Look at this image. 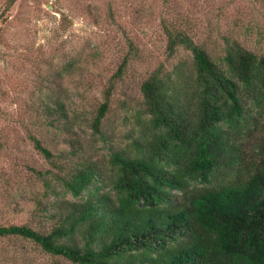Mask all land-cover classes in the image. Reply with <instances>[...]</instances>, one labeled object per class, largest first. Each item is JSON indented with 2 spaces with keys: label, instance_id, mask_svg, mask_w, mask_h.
<instances>
[{
  "label": "trees",
  "instance_id": "1",
  "mask_svg": "<svg viewBox=\"0 0 264 264\" xmlns=\"http://www.w3.org/2000/svg\"><path fill=\"white\" fill-rule=\"evenodd\" d=\"M159 26L164 58L139 83L126 142L112 143L102 122L127 54L87 123L104 165L83 148L59 95L37 96L32 123L62 133L56 157L68 163L27 134L55 170L26 166L42 190L27 196L26 222L0 223V238L70 264H264V45L256 52L222 36L213 56L169 20Z\"/></svg>",
  "mask_w": 264,
  "mask_h": 264
},
{
  "label": "rangeland",
  "instance_id": "2",
  "mask_svg": "<svg viewBox=\"0 0 264 264\" xmlns=\"http://www.w3.org/2000/svg\"><path fill=\"white\" fill-rule=\"evenodd\" d=\"M5 5L6 0H0L2 224L26 222V209L31 206L27 196L42 190L26 166L55 170L33 148L28 133L50 149L54 162L68 163L56 157L61 146L56 139L62 133L56 135L32 123V103L40 92L53 90L59 95L76 123L73 130L83 148L104 165L99 153L106 150L89 135L87 123L110 75L127 54L130 58L121 78L113 82L102 122L112 143L126 142L131 126L129 112L141 99L139 83L164 58L161 17L186 30L213 56L221 49L222 36L256 52L264 45V0H15L7 9ZM125 37L131 40L133 52H128ZM184 54L178 51L166 66ZM257 133L254 131L249 139ZM18 206L21 210L16 209ZM0 264L70 263L51 258L32 242L3 237Z\"/></svg>",
  "mask_w": 264,
  "mask_h": 264
}]
</instances>
